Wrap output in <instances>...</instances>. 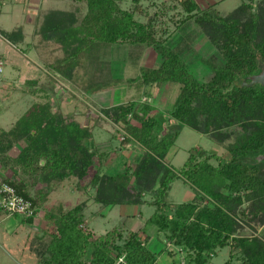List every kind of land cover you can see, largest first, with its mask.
Instances as JSON below:
<instances>
[{"label":"trees","instance_id":"1","mask_svg":"<svg viewBox=\"0 0 264 264\" xmlns=\"http://www.w3.org/2000/svg\"><path fill=\"white\" fill-rule=\"evenodd\" d=\"M141 1L133 0L135 7L128 10L121 7L119 0H82L86 8L83 13L82 6L73 1L67 10L48 11L44 19L46 29L40 30L44 40L57 38L65 48L66 38L73 31V42L78 43L63 58L47 64L51 71L72 76L80 65L87 68L95 65L100 71L108 69L106 78L95 77L92 69L93 77L84 79L81 88L88 96L99 95L121 82L128 84L129 91L137 89L138 94L149 96H156L157 87L164 84L165 88L174 85L173 89H178L176 100L166 113H153L156 109L151 103L155 98L151 101L150 97L146 103L133 98V103L125 106L103 108L107 116L112 115L123 124L122 144L128 147L139 143L143 155L136 169L127 167L107 179L93 177L96 194L92 198L106 208L140 206L147 203L146 195L152 192L155 199L148 203L156 211L146 223L155 225L168 241L196 251V264H206L205 252L230 242L242 251L245 261L241 264H264L261 238L235 236L240 226L238 217L252 216L258 223H264V85L251 84L253 77L264 69V36H260L264 22L252 10V0L242 2L228 15L221 14L213 5L203 10L197 0H181L187 18L200 13L198 20L204 29L200 31L210 39L212 23L217 28L222 25L225 36L234 26L237 13L248 14L252 23L237 36L228 37L215 55L202 56L204 71L199 73L186 61L191 54L184 42L187 36L182 33L187 18L181 21L176 38L160 39L154 18L144 22L136 17L144 13ZM165 33L167 30H162ZM216 38L214 41L219 44ZM150 48L156 51L158 61L153 67L141 66ZM99 50L101 54H97ZM83 53L94 64H83ZM128 66L138 74L123 76ZM155 85L153 95L150 92ZM132 120L140 126L133 125ZM174 121L202 134H211L221 144L229 139L230 159L193 148L182 169L168 166L164 158L176 143L179 131L170 134L166 123ZM16 128L19 135L13 137L0 126V155L12 150L18 141H25L10 165L12 175L0 174V181L10 183L18 194L32 202L36 212L25 216L32 223L43 206L41 198L47 196L54 183L76 172L80 178L85 177L89 167L94 166L98 150L83 141L85 136L93 140L90 127L67 119L59 110L54 112L50 102L32 105L17 121ZM212 158L219 160L217 166L210 162ZM178 179L190 185L196 196L173 207L168 197L172 183ZM37 181L44 188L32 195ZM219 182L223 183V191ZM241 191L255 201L252 209L241 208ZM206 197L213 198V203L203 204ZM44 216L47 224L43 232L49 240L43 245L46 256L43 264H118L120 257L125 259L121 264H159L158 256L166 251L164 244L157 251L151 249L150 241L144 242L139 231L129 230L128 237L118 227L100 235L82 232L81 225L87 223L83 205L67 213L46 209Z\"/></svg>","mask_w":264,"mask_h":264},{"label":"rangeland","instance_id":"2","mask_svg":"<svg viewBox=\"0 0 264 264\" xmlns=\"http://www.w3.org/2000/svg\"><path fill=\"white\" fill-rule=\"evenodd\" d=\"M73 1L82 6L80 7L82 13L85 12V3L82 0H0V126L16 137L19 135L16 123L32 105L50 102L54 112L59 110L67 119L77 120L80 124L89 126L93 140L85 136L83 141L89 147L91 145L93 149L98 150L97 156L94 157V166L89 167L85 177L80 178L76 172L54 183L53 187L48 190L47 196L41 198L44 201L43 206L34 218V222H28L24 215H11L0 207V264H43L46 259L43 245L49 240L43 232L47 224L44 218L46 209L67 213L77 205H83L84 208L87 223L80 227L84 233L94 232L100 235L118 227L123 228L125 236L128 237L129 230L142 231L143 229L145 231L141 234V238L144 242L149 243L148 240L150 241L151 249L157 251L162 244L166 247V251L158 256L159 264H173V262L174 264H196L194 259L197 255L196 251L168 241L164 233H158L155 225L146 226L141 216L132 214L131 210H138L137 207L116 205L108 214H103L106 207L92 200L93 194H96L95 186L93 189V177L94 180L97 177L107 179V176L127 167L136 169V164L143 155V149L139 143L128 145V147L122 144L125 134L123 124L114 119V116H107L103 108L116 105L125 106L133 103V98H138L137 102L146 103L150 97L151 101L155 98L151 103L156 109L153 113H166L176 100L178 89H173L174 85L165 88L164 84L163 87H157L156 96H149L146 93L138 94L137 89L129 91L128 84L121 82L99 95L88 96L81 88L84 79L93 77L92 69L95 77L106 78L109 74L108 69L100 71L95 65L94 68L93 65L88 68L80 65L72 76H64L51 71L47 64L63 58L67 50H73L78 43L73 42V31L66 38L65 42H68V47L65 48L57 38L44 40L40 30L46 29L44 19L48 11L67 10ZM119 2L124 9L133 10L135 7L133 0H119ZM197 2L203 10L213 5L221 14L228 15L242 2H250V0H197ZM252 2V10L258 13L261 22H264V0H252ZM140 7L144 13L142 15L138 13L136 17L144 22L150 17L154 18V23L159 28L160 39L172 40L176 34L180 33V27L183 24L181 21L188 17L181 0H142ZM199 16L200 13H194L187 18L182 33L187 36L184 42L188 44V51L191 52L187 55L186 61L192 69L194 68L193 71L201 73L204 71L200 60L202 56L215 55L216 52L221 51V46L225 44L228 37L237 36L236 33H241L247 25H252V23L248 14L237 13L234 26L226 32L225 36L222 34V25L217 28L212 23L213 36L210 39L204 34L205 32L203 33L204 29L200 28ZM164 29L167 33L162 34ZM261 34L260 36L263 37L264 30ZM214 38L220 43L217 44ZM96 52L98 54L100 50ZM84 54H82L81 62L91 64L93 62L91 58L88 60V55ZM157 58L158 55L154 48H150L145 53L141 66L153 67L158 61ZM136 74L138 71L135 72L134 68L128 66L123 76H136ZM152 88L150 93L154 95L156 85ZM132 124L140 126V123L135 120H132ZM166 130L170 134L179 131V137L168 156L175 155L172 158H164V162L174 169L180 170L184 167L193 148L205 149L224 160L230 159L227 148L229 139L221 144L211 134H202L178 121L166 123ZM24 144L25 141L20 140L12 150L0 155V174L8 177L12 175L10 165L13 163V158L17 157L25 146ZM202 158L205 157H199V160ZM210 162L215 166L219 164V160L215 158H212ZM13 177L15 178V175ZM43 186L41 181H37L33 185L31 194H37L41 188H44ZM219 186L221 191L225 189L223 183L219 182ZM240 195L243 196L241 208L252 209L255 201L249 200L245 191H241ZM195 196L193 188L185 184L182 179H178L173 182L168 201L175 207L191 201ZM146 198L151 201L155 199V195L150 192V194L147 193ZM197 199L201 201L200 196ZM207 202L212 204L213 198L206 197L202 201L203 204ZM143 210L147 215L154 212L155 207L147 206L143 207ZM122 211H126L124 215ZM123 216L124 219L121 220ZM238 222L240 226L235 236H257L264 241V223H258L252 216L245 219L243 216L238 217ZM203 256L207 260L206 264H226L228 261L231 264H241L245 261L242 251L233 242L225 247H217L214 251H207ZM117 263L123 262L118 259Z\"/></svg>","mask_w":264,"mask_h":264},{"label":"built area","instance_id":"3","mask_svg":"<svg viewBox=\"0 0 264 264\" xmlns=\"http://www.w3.org/2000/svg\"><path fill=\"white\" fill-rule=\"evenodd\" d=\"M0 206L10 214L31 216L36 212L32 202L18 194L16 189L6 181H0ZM119 260L124 262L123 257Z\"/></svg>","mask_w":264,"mask_h":264},{"label":"crops","instance_id":"4","mask_svg":"<svg viewBox=\"0 0 264 264\" xmlns=\"http://www.w3.org/2000/svg\"><path fill=\"white\" fill-rule=\"evenodd\" d=\"M121 148V147H120ZM121 152V151H120ZM117 153H119V152H117ZM168 155H170V153H168ZM166 156L167 158H172L175 154H171V157H169V156ZM172 185H173V183H172ZM93 192H94V190H93ZM170 195V194H169ZM93 200V199H92ZM146 200H147V198H146ZM149 200H147V203H145V204H142V205H140V206H134V205H132L133 207H137L138 208V210L137 209H135V210H131L132 211V214H134V216H141L144 220H145V224H146V226H148L149 224H147L146 223V221H147V219L148 218H150L151 217V215L152 214H154V212L156 211V207L155 206H153V205H149ZM116 206V205H115ZM115 206H112V207H110V208H106V210L104 211L103 210V214H108V212H110V210L113 208V207H115ZM118 206H121V207H124V206H130V205H118ZM147 206H153V207H155V211L154 212H152V213H149V214H145V212H144V210H143V207H147ZM124 212H126V211H122V214L124 213ZM124 215V214H123ZM129 216V215H128ZM86 217V216H85ZM124 219V216H123V218L121 219V220H123ZM141 228V227H140ZM136 231V230H135ZM137 231H139V229L137 230ZM145 230H143L142 229V231H139L140 232V235L141 234H143V232H144ZM150 233H152V231L150 232ZM149 236H153L152 234H148ZM152 241V240H151Z\"/></svg>","mask_w":264,"mask_h":264},{"label":"water","instance_id":"5","mask_svg":"<svg viewBox=\"0 0 264 264\" xmlns=\"http://www.w3.org/2000/svg\"><path fill=\"white\" fill-rule=\"evenodd\" d=\"M255 83H260L264 85V69L260 74L253 77L251 84H255Z\"/></svg>","mask_w":264,"mask_h":264}]
</instances>
